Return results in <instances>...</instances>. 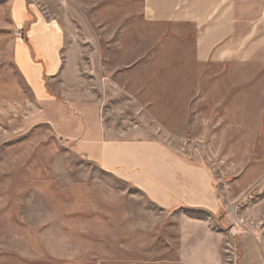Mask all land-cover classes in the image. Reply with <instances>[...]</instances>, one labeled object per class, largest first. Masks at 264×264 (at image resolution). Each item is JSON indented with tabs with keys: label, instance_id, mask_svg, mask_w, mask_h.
Masks as SVG:
<instances>
[{
	"label": "rangeland",
	"instance_id": "1",
	"mask_svg": "<svg viewBox=\"0 0 264 264\" xmlns=\"http://www.w3.org/2000/svg\"><path fill=\"white\" fill-rule=\"evenodd\" d=\"M140 3L0 0V264L264 261V34L245 36L229 60L196 64L173 27L142 21ZM35 19L62 32L54 76L42 75L48 102L83 100L111 135L158 140L188 196L189 176L205 173L216 211L160 207L54 132V106L34 100L14 64ZM245 238L257 245L240 248Z\"/></svg>",
	"mask_w": 264,
	"mask_h": 264
},
{
	"label": "crops",
	"instance_id": "2",
	"mask_svg": "<svg viewBox=\"0 0 264 264\" xmlns=\"http://www.w3.org/2000/svg\"><path fill=\"white\" fill-rule=\"evenodd\" d=\"M139 13L144 23L173 27L181 41H188L187 49L196 64L229 60L239 55L246 43L245 36L264 34V0H141ZM12 15L16 28L21 30L27 16L19 2L12 5ZM35 20L26 35L28 43L15 42L14 64L25 75L22 81L34 100L48 103V108L54 106V111L49 110L46 116L54 132L64 140H73L71 146L78 154L142 190L150 202L160 207H175L187 200L192 207L216 211L218 204L212 190L206 186L205 173L188 175L197 191L188 196L182 173L176 169V160L167 156L165 149L161 151L163 145L158 140L148 142L130 132L111 135L98 117L99 113L92 107L93 110H87L83 100L73 104L66 100L57 105L48 102L53 97L46 90L42 75L54 76L62 32ZM72 106L81 108L74 110V113L79 111L74 120ZM255 244L247 238L239 243L240 248H254ZM219 258L214 264H219ZM248 258L255 264H264L257 253Z\"/></svg>",
	"mask_w": 264,
	"mask_h": 264
}]
</instances>
